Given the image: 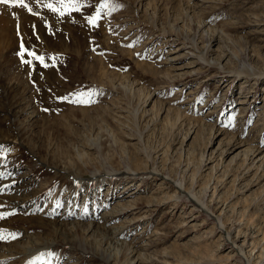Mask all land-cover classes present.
I'll return each instance as SVG.
<instances>
[{"label":"rangeland","instance_id":"374dc122","mask_svg":"<svg viewBox=\"0 0 264 264\" xmlns=\"http://www.w3.org/2000/svg\"><path fill=\"white\" fill-rule=\"evenodd\" d=\"M25 3L0 4V264H264V0Z\"/></svg>","mask_w":264,"mask_h":264},{"label":"snow or ice","instance_id":"6c2138e0","mask_svg":"<svg viewBox=\"0 0 264 264\" xmlns=\"http://www.w3.org/2000/svg\"><path fill=\"white\" fill-rule=\"evenodd\" d=\"M60 7H56L55 5L49 3L46 6L51 9L53 12H59L60 15H64L65 11L71 12L73 10L78 11L79 10V0H58ZM0 4L4 5H10V6H18L20 8L26 9L28 12L32 13L33 15H36V13L32 12V8L28 6L27 3H25V0H0ZM101 7H107V4L101 5ZM15 15V13H13ZM100 17V13L97 12L96 16L94 17H89L88 22L90 24L95 25L97 20ZM24 52H27L29 56H32L35 60L39 61L41 64H44L45 67L48 65L45 64V58L42 55H38L35 52H30L27 49H24L21 52V59L24 63L26 64H31L32 61L30 60H23ZM83 95V94H80ZM79 102H84L83 100ZM0 218H3L0 216ZM0 239H4L3 235H0Z\"/></svg>","mask_w":264,"mask_h":264},{"label":"bare ground","instance_id":"6f19581e","mask_svg":"<svg viewBox=\"0 0 264 264\" xmlns=\"http://www.w3.org/2000/svg\"><path fill=\"white\" fill-rule=\"evenodd\" d=\"M0 6H2V5H0ZM2 7H4V6H2ZM149 8V7H148ZM13 17V16H12ZM69 17V16H68ZM67 17V18H68ZM3 18V17H2ZM28 19V18H27ZM1 20V19H0ZM29 20V19H28ZM27 20V21H28ZM13 21H16V20H13ZM17 22H19L18 20H17ZM20 23V22H19ZM12 20H10V19H8L7 17H4L3 18V20H1V22H0V28H2L3 30H4V34H2V37L0 38V44L2 45L3 44V40H10L11 42H14V41H16V39H18L19 37L15 34V26H14V24H12ZM76 24V23H75ZM24 27H26V25L24 26ZM18 28H20V27H18ZM23 30V29H22ZM54 30V29H53ZM44 31V30H43ZM54 32V31H53ZM20 33V32H19ZM27 33V35H28V40H30V39H33L34 37H33V35H32V33H30L29 31H27L26 32ZM56 33V32H55ZM22 34H23V36L25 37V36H27L26 34H24V32L22 31ZM44 35V34H43ZM36 36V35H35ZM38 36V35H37ZM104 36V35H103ZM47 37V36H46ZM27 38V37H26ZM45 40V39H44ZM34 41H35V39H34ZM9 42V41H8ZM42 42V41H41ZM50 42V41H49ZM19 43H20V41H19ZM5 45V44H4ZM40 45V44H39ZM29 46V45H28ZM30 47V46H29ZM50 47V46H49ZM3 48V45H2V47H1V49ZM31 48V47H30ZM195 48L196 49H198V46H196L195 45ZM31 49H34V48H31ZM41 50V49H40ZM207 53H208V51L207 52H204L203 53V58H204V60H205V57H206V55H207ZM42 65V64H41ZM43 68V67H42ZM245 70L244 71H242V72H240V73H244V74H246L248 77L249 76H252V75H258L257 73H255V70H252V69H248V68H244ZM39 70H41V69H39ZM42 72H43V70H42ZM45 72V71H44ZM53 73V72H52ZM51 76V75H50ZM258 76H262L261 74L260 75H258ZM35 112V111H34ZM34 115V114H33ZM180 117V116H179ZM31 119V118H30ZM137 159V158H136ZM248 160V159H247ZM247 160H246V162H247ZM245 162V163H246ZM140 164H144V165H146L145 164V162L144 161H141V162H139ZM146 167V166H145ZM136 168L137 169H141L142 170V168H140L139 167V165H137L136 166ZM132 169V168H131ZM131 171H134V170H131ZM208 187V186H207ZM206 187V188H207ZM205 188V189H206ZM90 227H91V225H90ZM89 229V228H88ZM90 230V229H89ZM105 234V233H104ZM107 234V233H106ZM108 237V236H107ZM107 237H103V239H105V238H107ZM112 237H113V235H112ZM115 237V236H114ZM113 237V238H114ZM108 239V238H107ZM110 239V238H109ZM108 242V241H107ZM114 242V241H113ZM32 258H28L27 259V262L28 261H30Z\"/></svg>","mask_w":264,"mask_h":264}]
</instances>
